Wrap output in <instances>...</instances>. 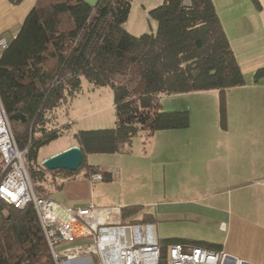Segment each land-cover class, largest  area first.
Returning a JSON list of instances; mask_svg holds the SVG:
<instances>
[{
  "label": "trees",
  "instance_id": "16d2710c",
  "mask_svg": "<svg viewBox=\"0 0 264 264\" xmlns=\"http://www.w3.org/2000/svg\"><path fill=\"white\" fill-rule=\"evenodd\" d=\"M22 0H9L12 6ZM130 0H36L0 59V102L20 150L34 191L44 193L50 177L53 192L85 169L87 154H123L143 132L144 142L159 131L186 129L187 110L165 111L160 98L216 91L220 125L225 124V91L245 85L243 74L211 0H162L148 13L152 34L131 35L124 28ZM263 69L254 74L262 78ZM82 79L112 93L115 125L77 131L72 139L83 154L76 172L48 170L37 163L39 150L67 133L54 124V113L81 91ZM108 173L102 180L108 181ZM49 181V180H48ZM44 193V195H43ZM141 206L120 207L128 225L155 220ZM159 264L166 247L181 244L210 248L200 241L158 239ZM220 246H218L219 250ZM211 250V249H208ZM0 264H55L31 204L14 208L0 199Z\"/></svg>",
  "mask_w": 264,
  "mask_h": 264
},
{
  "label": "crops",
  "instance_id": "0c3cea01",
  "mask_svg": "<svg viewBox=\"0 0 264 264\" xmlns=\"http://www.w3.org/2000/svg\"><path fill=\"white\" fill-rule=\"evenodd\" d=\"M35 1L22 0L12 6L9 0H0V35L14 37ZM83 1L93 5L97 0ZM130 1L124 25L126 31L134 36L154 33L156 23L148 13L162 0ZM211 1L245 81L244 86L225 91L224 127L213 116L215 103L190 106L184 102L190 111L194 107L199 116L194 117L186 129L156 132L143 142L147 147L135 155L131 154V149L123 154H104V162L110 166L108 170L101 169L109 174L108 183H103L106 180L91 181L85 177L83 169L66 179L52 199L72 210L87 208L88 203L99 207L112 205L111 201L100 197L106 192L103 186L108 185L105 184H121L124 173L136 177L146 174L152 182L159 176L158 168H162L170 189L156 205L133 202L151 207V213L139 211L143 213L141 218L151 214L156 219L189 223V231L175 238L206 243L208 249L221 251L244 264H264V74L254 82L255 72L262 67L264 72V62L259 63L261 59L264 61V0ZM184 4L188 5L189 0H184ZM241 61L252 63L247 74L242 70ZM216 93L163 96L160 102L165 111L184 110L180 108L184 103L179 101H195L192 96ZM61 110L65 111L63 107L56 109L54 124L62 125ZM65 115L69 125L68 110ZM73 146H77L76 143L68 141L50 156ZM144 164H147L146 169ZM113 165L119 171L114 176L110 172ZM93 166L95 170L102 167ZM143 204L119 205L143 207Z\"/></svg>",
  "mask_w": 264,
  "mask_h": 264
},
{
  "label": "built area",
  "instance_id": "2783aa9c",
  "mask_svg": "<svg viewBox=\"0 0 264 264\" xmlns=\"http://www.w3.org/2000/svg\"><path fill=\"white\" fill-rule=\"evenodd\" d=\"M13 37L0 35V59ZM0 102V199L14 208L31 204L55 264H159L161 251L151 227L122 224L119 209L93 205L72 210L34 191ZM90 176L101 180L104 171ZM118 217V221H114ZM87 241L85 244H81ZM164 264H244L221 251L173 244Z\"/></svg>",
  "mask_w": 264,
  "mask_h": 264
},
{
  "label": "rangeland",
  "instance_id": "374dc122",
  "mask_svg": "<svg viewBox=\"0 0 264 264\" xmlns=\"http://www.w3.org/2000/svg\"><path fill=\"white\" fill-rule=\"evenodd\" d=\"M148 34V33H147ZM264 61L259 60V63ZM241 66L244 74H247L250 64L249 61L242 62ZM263 68V67H262ZM191 98L195 99V101H179L178 103L188 102L190 106L192 104L198 103L202 106H210L212 103L216 104V111H213L214 118H218L219 120V109H218V93L214 94H201L192 96ZM226 98V96H225ZM165 101V100H163ZM173 101V100H172ZM170 101V104L172 103ZM166 104V102H164ZM172 104H175L173 102ZM188 106V105H187ZM64 110L69 111V118L71 123L67 125L68 119L65 115V111L61 110L62 117H60V122L63 126L67 128V133L58 139L50 142L48 145L42 147L38 152L37 163L42 165V162L51 157L55 151L60 150L61 147L65 146L68 141H74L71 139V134L77 131H85V130H97V129H111L115 125V115L112 106V93L108 87H94L89 84L86 80L82 79V88L80 93L73 98L71 101L67 103V105L63 106ZM180 108H185L189 112L190 121L197 117V112L191 107L187 109L186 104ZM190 108V107H189ZM95 109H101V111L96 112ZM180 111V110H177ZM208 110L205 111V117H207ZM90 114V115H87ZM84 116V117H81ZM225 120H226V105H225ZM220 121V120H219ZM143 132H138V135L132 139L130 149L131 154L135 155L138 151H142V149L147 147V144H144ZM74 147V146H73ZM66 150V149H65ZM64 151V150H63ZM62 152V151H61ZM60 153V152H59ZM57 154V153H56ZM55 155V154H54ZM130 155V154H129ZM53 156V155H52ZM122 157H133V156H122ZM125 159V158H124ZM105 155L104 154H87L85 157L86 164L88 165H99L102 166L100 168L107 169L110 165L104 162ZM115 165L110 167V172L119 173L118 168H114ZM146 169L147 164H144ZM98 168V167H96ZM168 169V167H167ZM108 170V169H107ZM82 171V170H80ZM29 174V173H28ZM154 177L152 182H149L147 179V175L143 177L142 175L133 176L132 174L124 173V176L121 179V184L119 182H115V184H105L108 186L105 187V193L101 195V198L105 200H109L112 202V205H101L95 206L100 209H119L124 205L119 204H143V203H133V202H148V203H156L161 202V198L165 196L170 189V185L167 184L165 180V175H163V169L158 168L157 175ZM30 177V176H29ZM31 180V179H30ZM49 180V181H48ZM89 180V179H88ZM46 187L44 193L47 197L52 199V195L55 194L51 188H48L51 184L50 177L46 180ZM116 181V179H113ZM32 183V182H31ZM103 183H108L107 181ZM99 191V190H98ZM43 193V195H44ZM60 199V197H58ZM121 199V200H120ZM140 201H133V200ZM67 205L71 206L70 203ZM142 207L143 212L151 213V207H148V204H143ZM91 206L88 203L87 207ZM126 206V205H125ZM142 211L136 213L131 219L140 220L142 216ZM114 221H118V217L113 218ZM129 220L121 221L122 224H128ZM141 225L147 227H151L154 231V236H156L157 240L161 239H169L181 236V233H185L189 231L190 225L186 222H176L172 220H163L156 219L151 222L141 223ZM87 241H83L81 244H85ZM170 246V245H169ZM166 247V251L168 247Z\"/></svg>",
  "mask_w": 264,
  "mask_h": 264
},
{
  "label": "water",
  "instance_id": "95a60500",
  "mask_svg": "<svg viewBox=\"0 0 264 264\" xmlns=\"http://www.w3.org/2000/svg\"><path fill=\"white\" fill-rule=\"evenodd\" d=\"M83 164V154L79 147H70L57 153L42 162V166L48 170L77 171Z\"/></svg>",
  "mask_w": 264,
  "mask_h": 264
},
{
  "label": "bare ground",
  "instance_id": "6f19581e",
  "mask_svg": "<svg viewBox=\"0 0 264 264\" xmlns=\"http://www.w3.org/2000/svg\"><path fill=\"white\" fill-rule=\"evenodd\" d=\"M76 172V171H75ZM97 173V171H95V172H93V173H91L89 176H88V178L90 179V176L93 174H96ZM101 176H102V174H100ZM101 180H102V178H101ZM97 181H99V180H97Z\"/></svg>",
  "mask_w": 264,
  "mask_h": 264
}]
</instances>
